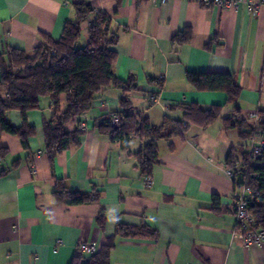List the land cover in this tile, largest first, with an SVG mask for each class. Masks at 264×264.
<instances>
[{
	"label": "crops",
	"instance_id": "crops-1",
	"mask_svg": "<svg viewBox=\"0 0 264 264\" xmlns=\"http://www.w3.org/2000/svg\"><path fill=\"white\" fill-rule=\"evenodd\" d=\"M79 3L93 9L81 24V45L96 14H104L116 39L113 74L121 81L132 75L137 89L99 93L87 112L65 125L83 131L79 144L52 157L42 130L54 111L50 97L26 114L35 129L28 149L18 136L1 134L7 153L0 169L7 172L0 176V264H70L80 254L79 243L91 242L98 252L110 238L109 264H264V242L245 246L235 231L226 157L242 141L236 128L224 126L235 107L242 119L264 111V7L253 13L241 4L225 8L194 0H0V55L9 49L32 54L45 37L59 40ZM187 29L190 39L177 43L174 37ZM187 72L230 73L240 95L230 103L222 91L196 90ZM123 95L129 113L154 126L165 118L181 119L182 105L222 108L206 128L191 124L183 136L157 140L159 163L149 176L152 186L145 188L133 154L150 138L131 131L122 143L98 128L121 112ZM65 101L61 94L60 110ZM5 118L23 124L17 110H8ZM234 157L239 159L238 151ZM58 181L97 200L59 202L53 194ZM119 226L144 227L147 233L126 236L117 232Z\"/></svg>",
	"mask_w": 264,
	"mask_h": 264
},
{
	"label": "trees",
	"instance_id": "trees-1",
	"mask_svg": "<svg viewBox=\"0 0 264 264\" xmlns=\"http://www.w3.org/2000/svg\"><path fill=\"white\" fill-rule=\"evenodd\" d=\"M76 14L72 20L64 23L61 37L54 40L45 37L43 45L34 49L32 54L17 49H9L0 55V136L2 133L16 135L21 140L23 149H28V138L35 129L26 122L29 110L39 109L42 99L50 97L53 100L54 111L50 118L44 119L42 130L46 152L52 157L71 145H78L83 134L81 129L68 131L65 125L74 117L87 112L97 95L110 87H117L123 93L137 89V83L131 75L125 81L117 79L113 74V63L116 59L114 45L116 39L109 32V19L97 13L96 19L88 29V40L81 45V24L86 22L93 9L79 3L75 6ZM191 37L190 30L177 34L174 39L183 44ZM188 83L199 91H222L226 94V101L235 103L240 95V87L234 77L226 72H187ZM150 82L154 79H149ZM65 94L66 101L62 110L59 109V96ZM121 112L115 113L120 117L118 126L111 125L106 119L99 125V130L110 135L112 140L124 143L128 134L133 131L141 138H150L136 153L133 154L140 174L151 176L153 167L159 163L157 154V140L183 136L191 124L201 128L219 119L221 105H211L203 108L196 103L182 105L181 119L165 118L159 126L151 125L148 118L141 114H131L130 102L125 95L119 99ZM8 110H17L23 119V124L14 126L5 118ZM238 119L224 120V126L236 128L242 141L239 150L232 147L226 157V166L237 177L238 182H246L252 189L250 211L255 219V226L264 231V147L258 163L247 165V149L251 139L257 131L264 136V111H258L260 121L254 129L239 116V109L235 107ZM235 151L239 159L234 157ZM7 153L0 147V156ZM18 160L14 161V165ZM7 172L0 169V176ZM53 194L57 201L69 204H83L97 200V195L69 190L64 182L58 181ZM99 225H103V216L97 217ZM119 234L126 236L145 235L144 227L133 229L119 226ZM113 239L110 238L91 255L77 254L70 264H109Z\"/></svg>",
	"mask_w": 264,
	"mask_h": 264
},
{
	"label": "built area",
	"instance_id": "built-area-1",
	"mask_svg": "<svg viewBox=\"0 0 264 264\" xmlns=\"http://www.w3.org/2000/svg\"><path fill=\"white\" fill-rule=\"evenodd\" d=\"M160 3H165L168 0H153ZM196 3L203 6H219L225 8H235L237 6L244 5L247 10L251 12H257L260 7H264V0H194ZM238 119L237 114L231 116V120ZM108 123L114 126H118L120 117L117 115H111L108 119ZM244 120L250 127L256 128L260 121L258 111L249 113ZM85 125H82L84 128ZM264 147V136L260 131H257L250 141L247 149V165H254L258 163V157ZM3 157L0 156V162ZM228 175L233 181L234 187V199H233V213L235 218V231L243 238V244L245 246L260 245L264 242V231L255 226V219L250 211V202L252 198V189L246 184V182H238L234 172L227 168ZM143 185L145 188L152 186L151 178L144 177ZM78 251L83 255H91L96 252L95 245L91 242H81L78 245Z\"/></svg>",
	"mask_w": 264,
	"mask_h": 264
}]
</instances>
